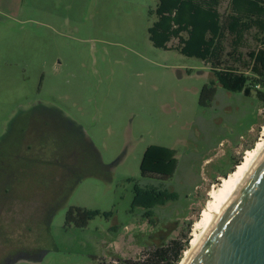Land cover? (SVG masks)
Instances as JSON below:
<instances>
[{"label": "rangeland", "instance_id": "1", "mask_svg": "<svg viewBox=\"0 0 264 264\" xmlns=\"http://www.w3.org/2000/svg\"><path fill=\"white\" fill-rule=\"evenodd\" d=\"M155 4L0 0V264H152L143 261L172 241L179 264L210 191L261 137L264 101L254 91L214 80L201 105L209 64L151 44ZM255 44L247 37L223 63L242 69L237 57ZM150 144L175 150L165 180L141 176ZM135 183L177 199L145 217L131 205ZM71 206L99 215L66 225Z\"/></svg>", "mask_w": 264, "mask_h": 264}, {"label": "trees", "instance_id": "2", "mask_svg": "<svg viewBox=\"0 0 264 264\" xmlns=\"http://www.w3.org/2000/svg\"><path fill=\"white\" fill-rule=\"evenodd\" d=\"M222 0H156L149 14L155 20L148 27V38L157 48L176 49L186 56L199 58L209 64L214 79L200 90L199 103L207 104L214 94V80L224 89L256 96L264 101V0H227L220 11ZM247 37L256 44L247 51V60L236 61L242 69L224 64V54L236 53L246 44ZM226 50H229L226 52ZM248 71V74L246 73ZM84 159V157H83ZM85 163V162H84ZM238 163V162H236ZM236 163L234 165H236ZM176 167L175 150L150 144L141 157L139 170L142 177L157 176L158 180L170 177ZM132 207L150 209L177 198L175 192L152 185H133ZM99 215L98 210L71 206L65 212V224L85 227L89 220ZM103 213V216H109ZM182 246L176 241L157 248L143 261L152 264H176Z\"/></svg>", "mask_w": 264, "mask_h": 264}, {"label": "water", "instance_id": "3", "mask_svg": "<svg viewBox=\"0 0 264 264\" xmlns=\"http://www.w3.org/2000/svg\"><path fill=\"white\" fill-rule=\"evenodd\" d=\"M185 264H264V155Z\"/></svg>", "mask_w": 264, "mask_h": 264}, {"label": "bare ground", "instance_id": "4", "mask_svg": "<svg viewBox=\"0 0 264 264\" xmlns=\"http://www.w3.org/2000/svg\"><path fill=\"white\" fill-rule=\"evenodd\" d=\"M263 155L264 125L262 126L261 137L255 142V146L247 151L242 162L236 166L234 171L223 178V182L217 191L214 188L210 191L211 200L207 203L200 219L195 223L190 248L185 252V257L179 264H185L190 259Z\"/></svg>", "mask_w": 264, "mask_h": 264}, {"label": "flooded vegetation", "instance_id": "5", "mask_svg": "<svg viewBox=\"0 0 264 264\" xmlns=\"http://www.w3.org/2000/svg\"><path fill=\"white\" fill-rule=\"evenodd\" d=\"M215 92V91H214ZM12 168H14V167H12ZM15 169V168H14ZM20 169V168H19ZM172 192H174V191H172ZM176 193V192H175ZM177 194V193H176ZM177 199V198H176ZM175 200V199H174ZM170 201V200H169ZM168 202V201H167Z\"/></svg>", "mask_w": 264, "mask_h": 264}]
</instances>
